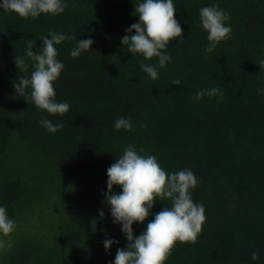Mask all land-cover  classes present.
Wrapping results in <instances>:
<instances>
[{
    "label": "trees",
    "instance_id": "16d2710c",
    "mask_svg": "<svg viewBox=\"0 0 264 264\" xmlns=\"http://www.w3.org/2000/svg\"><path fill=\"white\" fill-rule=\"evenodd\" d=\"M137 2L66 0L64 13L35 19L0 10V206L16 223L0 234V264L113 261L127 240L102 203L106 170L129 144L154 155L166 172L188 168L198 179L190 191L205 207L202 231L194 243L177 241L165 264H264V0H174L185 38L169 43L172 59L163 69L158 58L144 60L121 44L138 21ZM212 4L229 14L232 32L205 53L199 10ZM49 30L94 39L92 50L76 58L69 53L77 40L55 46L65 65L54 82L56 100L70 104L63 116L38 109L30 88L23 94L14 88L34 70L27 44L37 52ZM16 56L25 59L26 72ZM141 60L157 66V79ZM221 86L222 97L193 99L198 90ZM120 116L131 120L130 131L114 130ZM43 118L63 128L49 132ZM164 206L172 201L157 200L151 211ZM152 218L134 223L133 234ZM106 238L119 243L106 251Z\"/></svg>",
    "mask_w": 264,
    "mask_h": 264
},
{
    "label": "clouds",
    "instance_id": "9594fccd",
    "mask_svg": "<svg viewBox=\"0 0 264 264\" xmlns=\"http://www.w3.org/2000/svg\"><path fill=\"white\" fill-rule=\"evenodd\" d=\"M66 6V0H0V10L12 11L22 18L35 19L41 14L59 15L64 13ZM174 12V0H138L134 11L138 21L125 29L127 34L121 37V44L127 46V51L132 55H142L144 60L158 58L159 68L163 69L172 59L168 51L169 43L177 38L179 41L185 38ZM199 16L200 26L208 33V44L204 46V51L210 53L221 41L229 38L232 28L226 22L230 16L217 4L200 8ZM40 39L43 44L37 52L32 51L35 43L30 41L26 46V56L34 62V70L30 76L21 77L14 88L21 94L26 88H30L31 100L38 109L46 110L50 115L63 116L69 111L70 104L68 101L56 100L54 82L65 65L58 59L55 46L66 39L77 40L69 53L76 58L82 52L92 50L94 39L91 36L78 39L75 35L51 30L48 35L40 36ZM144 60L140 62L141 69L151 79H157V66L145 63ZM15 64L19 71L26 72L28 69L23 57L16 56ZM260 64L264 65V61ZM180 84L179 79L172 82L177 87ZM222 88L198 90L193 99L199 101L204 95L222 97ZM39 123L52 133L63 128V123L53 124L46 118ZM121 128L130 131L131 120L124 116L118 117L114 121V130ZM142 152L143 149L138 152L135 146L129 144L124 147L123 154L106 170L107 191L103 193L102 203H106L112 222L121 226V232L127 240L126 246L117 249L114 260L109 264H165L177 241L194 243L197 240L206 220L204 205L194 202L190 191L198 184L195 173L188 168L166 172L154 155H142ZM114 185H118L121 190L113 191ZM165 199H170L172 206H164L160 212L153 213L151 210L154 203ZM98 214L101 218L105 216L103 209H98ZM149 215L153 218L135 236L133 224L143 223ZM15 227L16 223L8 216L6 208L0 206V234L7 236ZM102 243L107 251L119 241L106 238ZM3 246V240H0V247ZM251 258L258 259V254L253 251Z\"/></svg>",
    "mask_w": 264,
    "mask_h": 264
}]
</instances>
